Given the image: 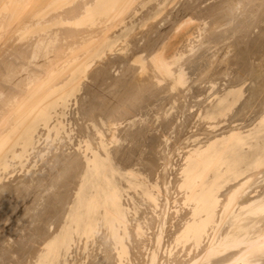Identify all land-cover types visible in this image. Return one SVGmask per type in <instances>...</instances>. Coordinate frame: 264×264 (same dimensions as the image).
<instances>
[{
  "label": "bare ground",
  "instance_id": "1",
  "mask_svg": "<svg viewBox=\"0 0 264 264\" xmlns=\"http://www.w3.org/2000/svg\"><path fill=\"white\" fill-rule=\"evenodd\" d=\"M172 2V0H0V62L7 56L17 55L24 58L18 59L24 60L23 63L15 60L17 56L15 59L11 57V61L6 58L3 59L5 62L2 61L5 65L2 63L0 65V190H10L12 198L16 199L19 205L35 195L36 198L32 200L37 201V206L33 210L36 211L35 214L39 210L41 219H44L43 213H45L44 216L47 214L51 216V214L54 215L53 211H56L54 213L57 217L58 208H60L59 198L67 196L70 194L69 191L73 190L63 218L59 219V224L54 230L49 228L50 233L42 239V249L40 248L36 257L35 254L33 255L35 257V261L32 258L33 264H69L70 259H76L74 262H77L80 258L77 259L78 255L74 257L75 253H82V257L83 254L86 256L84 260L88 259L93 254H89L90 246L95 248L102 232L106 234V239H103L110 238L109 241H112L115 253L111 252L115 254L117 264L132 262L130 242L132 243L134 235L140 240L135 243L142 242L138 247L143 246L141 254L146 257L144 264H264V111L250 126L241 127L242 124L236 123L235 120L226 132L214 135L215 131L218 132L223 126L222 120L229 115L232 117L234 110L236 112L237 105L242 104L239 106L240 109H237L244 110L243 107H247L249 102L251 104L254 100L258 101L257 97L262 95L264 97V88L261 95L255 92L259 96L254 94L252 98L246 96L244 91L248 81H251L252 86L262 85L264 83L262 74L248 75L246 78L247 75L242 76L238 82L240 85L235 83L236 79L234 83L238 85L237 87L233 84L235 88L232 86V89L230 88L221 96H215L214 101H209L210 103L208 102L204 109H198L200 121L208 122L206 131L214 137H209L210 139L203 142L197 135L198 137L194 136L185 143L187 146L178 147L183 163L178 173L180 177L176 191L179 190L183 196H180L182 198L180 201L177 199L172 201L175 209L172 212L176 217L172 220L175 222L177 217L180 220L178 221L180 223H177L179 227L176 229L172 225L175 229L172 235L171 231L170 233L167 231L170 227L167 220H171L168 209L163 207L165 211L158 212L162 209L160 200L164 188L161 187L160 181L156 183L152 180L150 175L153 171L144 165L142 159L148 154L143 146L152 154L155 149L153 147L157 145H154L155 137L152 136L155 139L154 142L151 137L155 132L151 134L149 127L146 126L148 123L145 124V120L137 119L140 111H143L140 110L143 108L141 102L143 103L147 98L144 94L146 90L144 95L138 94L139 90L143 92L142 89H146L143 85L144 81L141 82V75L153 73L157 87L166 82L169 83V91L172 92L176 90L179 92L178 89L186 88L191 80L187 72L193 66L191 59L188 58L185 63H182L187 58L186 53L167 54L166 50H171V45H174L176 50V45L180 46L182 42L194 43L191 41L193 38L191 36H194L196 31L192 34L191 32L194 31L192 29L186 33V39L178 40L174 44L170 45L168 42L161 48L152 46L150 54L145 47L140 46L139 42L135 44L131 39L137 24L139 25L137 18L139 14H142L141 12L150 8L149 5H153L150 8L153 12L149 10L148 17L145 20L142 19V22L144 20L141 23L143 29L150 22L154 24ZM243 3L236 1L231 10L239 13L245 8ZM137 6H140L143 11L137 9ZM234 21H230L227 24L228 27ZM190 23L192 22L187 21L186 25ZM201 29L200 32H202ZM207 40L201 39L200 49L215 42ZM8 45H10L9 48ZM187 46L191 47L187 54H193L197 49L193 47L196 44ZM5 47L12 53L14 51V55L8 50L5 52ZM11 47L15 50H11ZM3 52L7 55L4 56ZM130 53L133 55L132 58L137 53L132 64L140 65L137 74L139 73L141 77L135 80L131 77L135 74H129L122 68L124 73L118 72L116 75L120 77L114 81L118 91L122 88L121 91L125 94L123 89L127 86L125 82L128 81L129 84L134 79L130 84L138 86L136 88L138 91L135 90L136 97H132L133 92L129 94L132 98L128 96L130 100L128 105L125 104L127 96L122 101L123 94L120 98L118 97L120 102L111 107L106 104L102 106L106 102H101V97L96 98L100 99L101 104L97 101L94 103L95 100L89 101V96L85 97V95H88L89 91L91 93L94 91L90 90L93 82L98 83L96 80L99 79V74H108L105 69L109 64L107 60L122 61L121 58L126 56L131 63ZM12 60L15 61L12 62ZM125 61L122 62L125 63ZM130 63H126L129 66L125 67L129 72ZM4 66L7 68L3 69ZM22 73L26 77L18 85L15 77L17 75L20 77ZM157 73H160L161 77ZM163 73H166V76ZM107 76H105L106 79ZM114 76L111 75V79ZM91 81H93L92 84ZM111 85L114 84L111 83ZM145 85L149 87L148 84ZM135 98L139 100L135 101ZM175 103H177L176 100ZM174 105L171 111L174 110ZM73 107L78 109L74 111L77 112L76 115L69 113ZM171 111L167 110L164 113L167 121L172 115ZM238 113L241 114L237 111L234 115L237 116ZM69 114L74 118L77 116L75 123L74 120L70 123L72 117L68 118ZM239 118L237 116L236 119ZM148 139L152 144L145 141ZM168 141L166 142L170 143ZM145 142L148 143L147 145H153L152 148H149L150 145L147 147ZM127 155L131 157L128 156L129 158L126 159ZM18 168L26 175L21 174L23 176H19L20 180L24 177L28 178L23 179L24 183L19 181L22 187H18V184L7 185L8 182L12 184L13 180L16 182L13 177L18 178ZM36 179H40V183ZM35 180L39 184L28 185V181L32 183ZM166 182L168 184V181ZM260 185L263 187L261 190ZM170 189L172 191V188ZM17 192L25 195L20 194L22 196L20 197ZM39 192L40 196H37ZM44 193L47 194L46 198ZM134 194L139 195L153 208L152 213H155L154 219L157 222L156 217L160 218L157 223L158 231L155 230L156 227L158 228L157 224L156 227L153 226L154 229L145 226L148 224L146 220L149 217L145 215L142 217L139 211L141 204L136 201ZM183 210L186 213L184 212L185 215L181 217L184 214ZM152 213H150L151 217ZM156 213L159 214L156 216ZM139 214L143 219H139L137 216ZM145 217L148 218L144 219ZM142 220L145 221L142 222ZM167 224L169 227L166 229ZM147 228L155 230L152 233H157L156 236L153 234L154 239L149 240L151 232L149 233ZM166 232L172 238L169 234L165 237ZM167 237L172 239L168 240L169 244H165ZM105 242L101 244L104 245ZM149 243L154 245L153 249L149 248ZM103 247L107 249L108 246ZM102 251L107 253L106 250ZM108 253L110 256L109 251ZM104 259L107 260V257ZM86 262L84 261L83 264Z\"/></svg>",
  "mask_w": 264,
  "mask_h": 264
},
{
  "label": "rangeland",
  "instance_id": "2",
  "mask_svg": "<svg viewBox=\"0 0 264 264\" xmlns=\"http://www.w3.org/2000/svg\"><path fill=\"white\" fill-rule=\"evenodd\" d=\"M172 1L173 2L171 4H169L168 8L165 9V11L161 15V17H159L156 20L157 22L155 21L154 24H153V22H150L148 24V26L143 28V29L141 27V25H142L141 23H143L145 18L148 17V15L150 13L149 10H151L150 8L153 7V5L152 6L149 5L150 8H147L148 11H147V9L143 11V10H141L142 8L140 6H137L136 8L140 9L143 12H141L142 14H139V16L137 18L139 21L138 22L139 25L137 24V28L135 29L133 38L131 40L135 44L139 42L140 46L145 47V49L147 51H149L148 54H150L152 52V49L154 46L161 48L164 44L165 45L168 44V42L170 43V45H171V43L174 44L176 41L184 39L187 36L186 33L187 32L189 33V31H192V29L194 30L191 32L192 34L196 31L194 36H191V37H193L191 39V41H193L196 44V46H193V47L197 48L193 52V54L192 53L187 54V52H190L189 50L191 49V47L187 46V45H190V44L195 45V44L192 42L191 43L189 42L190 44H188L187 41L182 42L183 45H182V43L180 46L176 45V50L174 48V45L170 46L172 48L171 50L170 49L166 50L167 54L168 53L169 54L186 53L187 58H185L182 63H185V60L188 58L191 59V61H192L191 64H193V66L191 68L192 70L190 68L187 70V72L190 74V75H188L189 78L191 79L189 81L190 84L188 83L189 85H187L186 88L178 89L179 92L177 90H176V92L169 91V83H166V82H164V83H166L167 86H165L166 84L163 83L161 86L157 87V81H155L156 79H154L155 75L153 76V73L150 72V73H148V75H147V73L142 74L141 75L142 77L140 76L139 73L137 74V72L140 69V65L135 64V63L132 64V61H133V59L135 60L137 53H136L135 57L132 58L133 52H131L132 53V54L130 53L131 56L128 55L132 59V60L130 59L131 63L129 62L128 59H126V56L122 57L124 60L121 58L122 61L126 60L125 63L118 60L116 62L113 61L114 63H116V64H114L111 59L107 60V63L109 62L110 65L107 64L106 65L107 67L105 66L106 68L105 67H103V68L107 69L106 72L108 74L104 75L103 73H101L98 75L99 79L96 80V82L99 83V86L103 84L104 87L103 86L99 87L98 83L95 84V82L91 81V84L93 82V85H92L90 90H92V91L94 90L92 93L93 94L95 93V95L97 97H95V95H90V94H92L90 91L88 92V95L87 94L85 95V97L89 96V98H88V99H90L89 101L94 102V100H95L94 103H96V101H97V103L98 102L100 103V101H99L100 99L97 100L96 98L101 97V99H102L101 102L102 101L106 102V103H103L102 106L106 104V105H108V107H111V106L119 103L120 100L118 102V97L120 98L121 95L124 94V93H122L123 91H121L122 88L118 91L117 86H115L117 78L120 77V76H117L118 72L122 74V72L124 73V70H127V72L129 74H135L134 76L133 75L131 76L135 80L138 79L139 77H141L142 78L141 82L144 81L143 85L146 87V89H142L143 92H141L139 90L141 93H139V91L136 90V88L138 87L136 84H133V83H132V85L130 84L132 81H134V79L132 81H130L129 84H128V81H127V83L125 82V84L127 86L123 88V89H125V91H124L125 94L121 98L123 101V99H125V97L127 96L125 104H128L130 101L129 98H132V97L134 98V96L136 97L135 90L138 91V94L140 96L145 94L147 97V98L145 97L146 100H145V98L143 99V100H145V101H143V103L141 102V105H142L141 107H143V108H141L140 110H143V111H140V113H139L140 115L137 117V119L138 120L142 119L141 121L145 120L146 121L145 124L148 123V124H146V126L149 127L151 134L155 132L154 135L153 134L151 135L149 133V136L151 135V137L153 136L156 139L155 140L152 137L153 142H154V140L156 141V143H154V145L157 144V145H155L156 147L155 146L153 147V149L155 148L154 151H157L156 152L157 154L151 149L156 154V157H155V154L153 156V152L151 154L150 153L151 151H149L148 148L143 146L144 151L147 149L146 152L148 154L146 153L147 154L146 157L147 158L149 157V158L147 159L146 157H143L142 159H143L144 165L148 166L149 169H152L153 174H155V176L153 174L150 175V176H152L151 177L152 180L155 181L156 183L161 182V184H162L161 187L164 188V190L161 188V190L164 191L162 194V198L160 200V201H162V202H160V208H162V209H159L158 212L162 213V211H165V209H168V211L167 210L166 211L169 212V216H170L171 220L168 219L167 222L171 228L167 224L166 229L168 227L170 228V230L168 228L167 231L168 232L171 231L172 233L169 232L171 235L173 234V231H175L176 227H179L177 225L180 223V222H178V221H180L178 217H177L178 220L176 219L175 222H173L174 220H172V218L173 219L176 218L175 214L172 212L175 210L174 207L172 206L174 204L172 201H175L174 199H177L180 201V200H182L181 197L183 196V195H181V192L179 190L176 191V188L178 187L177 181L179 180V177H180V176H178L179 175L178 173H179V170H180L181 165L183 163L182 162V156L178 152L180 148H178V147H181V145H182V147L185 146L186 145L185 143L190 138L197 136V135L200 136V139H202L203 142H206L208 139L213 138L214 135L221 134L223 132H226L228 129H230L229 128V127H231L230 125L235 120L237 121L236 123L242 124V125L240 124L241 127L250 126L253 122H255L257 120V118L259 117V114L260 113L262 114V112L264 111V97H263V95L260 97L257 94V93H259L261 95V92H263L264 83L260 86H257L256 84H254L252 86L251 81H248V84H246V87L244 89V91H246V96H248V97L250 96L252 98V96L254 94H257L259 97H257L258 98L257 102H255L256 100H254L251 103L252 105L250 104V102H249V105L246 103L247 107L245 105H243L247 109L245 107H243L244 110L242 108H241V110H239L240 109L239 106L242 104L236 106L237 108H239V109L236 108V112L239 111L243 115L242 116L240 113H238L237 116H238V118L240 117L239 119H236L237 116H235L236 112L234 110L235 113L234 112H233V114L231 113L232 117H231V115H229L231 118L228 116V118L223 119L224 121L222 120V122L224 124L221 123L223 126L221 128H219L220 130L218 129L219 130L218 132L215 131V133L213 135V134H210L209 131H206V128L209 125L208 122L200 121V119L198 117L201 108L204 109V107H206L210 103L209 101H214L213 99L215 98V96L216 97L218 95L221 96V94H224L230 88L232 89L233 84L235 87H237L238 85L236 86L235 83H238L241 80L242 76L244 77L245 75H247V76H245V78H246V77H248V75L249 76H253V75L259 76L260 74H262L263 75L262 78H264V0H172ZM236 1L237 2L241 1V3L242 2L245 3V4L243 3L245 8L240 10V12H239L240 14L237 13L236 11L233 12V10H231ZM155 4H157V3H155ZM138 7H140V8H138ZM145 11H146V14H145ZM142 15L144 16V18ZM141 16H142V18H141ZM237 17H239V18H237ZM140 18H141V20H140ZM142 19H144L143 22H142ZM205 19H208V20H205ZM229 20L230 21L235 20L233 23L235 25L232 24L231 26L229 25L230 27H228L227 24L230 22ZM187 21H191L192 23L186 25ZM204 22L205 23L208 22V24H205ZM207 25H208V27H207ZM204 27H206V29ZM219 27H223V28L220 29ZM198 28H199V30H198ZM201 28H204V29H201ZM200 29L202 30V32L203 31L204 32L203 33L200 32ZM201 33H202V35H201ZM234 35L235 36L237 35V36L235 37ZM201 37H203V38H201ZM201 39H202V41H205L208 39L207 41L214 40L215 42L211 43L212 45L207 44V45L203 46V48L200 49L199 45L201 46V44H200ZM216 40H217V42H216ZM183 41H185V40H183ZM7 47L9 48L10 45H8ZM8 48L5 49V52H7L6 50H8L9 52L12 53V51H10ZM10 49L13 50L14 48L12 49V47H11ZM5 52H3L4 56H5V54L7 55V53H5ZM12 54L14 55V51ZM139 55H140V53H139ZM16 56L15 55L13 56L14 59ZM11 57L12 56H10V57L7 56V57H4L3 59L5 60L6 58L7 59L9 58V60L11 61V59H10ZM13 57H12V59H13ZM20 57L23 58L22 56H20ZM20 57L17 56V59H15V60H17L18 63H20V62L23 63L24 60H22V61H21V59L18 60ZM129 57H127V58H129ZM3 59H1L0 65H2L3 62H5V61H3ZM15 60H12V62ZM37 62H39V61H37ZM42 62H44V61H42ZM126 63H130V66H131V68L129 69L130 72L128 71V68L125 69V67L129 66V65H126ZM117 64H118V66H117ZM123 64H125V66ZM3 65H5V64H3ZM122 65H123V67H122ZM33 66H35V65H33ZM5 68H7V67L4 66L3 69H5ZM115 68H116V70H115ZM132 68L134 70H132ZM3 69L1 67V70H3ZM105 69H104V71H105ZM119 69H120V71H119ZM121 69H122V71H121ZM176 69H177V66H176ZM163 74H165V76H166V73H163ZM100 75H102L101 78H100ZM111 75H112V77H113V75H115L114 76L115 79L114 78L111 79L112 78V77H110ZM158 75H160V77H161L160 73ZM17 76L15 77V80L17 79L16 82L19 85L22 81H24L26 75L23 74L20 77H19V75H17ZM105 76H107V79ZM121 76H123V75H121ZM114 80H116V81H114ZM145 80L148 82H146ZM14 81H12V82L16 83ZM234 81H235V83H234ZM263 82H264V80H263ZM105 83H107V84H105ZM111 83L114 85H111ZM117 83H119V82H117ZM145 84H148L149 87ZM214 84H215V86H214L215 89L213 87ZM238 84L240 85V83H238ZM96 86H97V88H95ZM234 86H233V88H235ZM249 86H250V88H249ZM113 88H117V89L113 90ZM246 89L249 91H247ZM145 90H146V93L150 92V94L147 95L146 93H144ZM132 92L134 93V95ZM199 92L202 93L203 95L200 94ZM255 92H257V93H255ZM131 93H132V97L129 96V94H131ZM128 96H129V98H128ZM203 96H205V98ZM114 99H115V101H114ZM135 99H136L135 101L139 100L138 98H135ZM175 100L177 103H175ZM201 103H203V104L201 105ZM173 104H175L174 105L175 107H174V110L171 111ZM195 106H197V108ZM75 107L72 108L73 110L72 109H71V111L69 110V113H72V114L74 113L76 115L77 112H74V111H76L78 109H76L77 107L76 108ZM198 107H200V108H198ZM188 108H190V109H188ZM198 109H200V110H198ZM167 110H170L171 111L170 114H172V115H170V118H168V121L170 120L169 122L166 120L167 118L164 117V115H165L164 113L167 112ZM182 110H183V112H182ZM242 110L244 112H242ZM160 114H161V116L162 115L163 116L161 117ZM71 117H72V119H71L70 123H72V120H74V123H75V119L77 116H75V118H74L73 115L69 114L68 118H71ZM228 119L231 120V122ZM77 120H78V118H77ZM158 120H159V123H158ZM161 121H162V123H161ZM203 122H205V123H203ZM141 123H144V122H141ZM75 126H76V124H75ZM175 126H176V128H175ZM178 126H179V128H178ZM151 127H152V130H151ZM167 140H169L168 142H170V143H167L166 142ZM145 141L148 142L149 139L145 140ZM147 142H145L147 147L150 144H152L151 140L148 142V143L151 142L149 145H147L148 144ZM145 143H144V145H145ZM188 145H190V144H188ZM152 146L149 148H152ZM158 152H159V154H158ZM163 152H166V153H163ZM164 154H168L169 158H167L168 155H164ZM181 154L183 155V153H181ZM150 155L153 157V160H152V157ZM128 156L131 157L130 155H127L126 159L129 158ZM166 159H167V161H166ZM153 162H155L156 164ZM170 163L172 164V166H169V165H171ZM171 168H173V169H171ZM17 171H19L18 175L16 173L19 180H18V178L16 179V176H15V178L13 177V179H15L16 182L13 180L12 184H10L11 182H8V183H6L7 185L10 186V185H15V184L17 185L18 184V187H22V186H20L21 183H24V181L28 177L21 178V180H20L19 176L22 177L25 173H23V172L21 173L19 168ZM24 171H25V169H24ZM21 174H23V175H21ZM24 176H26V175H24ZM165 177L168 180H166ZM159 178H161V179L159 180ZM23 179H25V180L23 181ZM36 180H38L40 183V179H36ZM36 180H35L36 183L35 182L31 183L28 181V185L33 184V183H34V185L37 184L38 182ZM66 181H64V183L68 182V181L67 182ZM166 181H168V184ZM7 185H6V187H7ZM165 185L167 186V188L165 187ZM260 186H261V188H260V190H261L263 187H262V185H260ZM23 188H22V190H24ZM170 188H172V191ZM5 190H8V189H4L3 191L5 192ZM168 190H170L171 193L170 192L168 193ZM3 191L0 190V257H1L0 258V264H3V262H4V264H14V263L15 264H33L34 263L33 261H35L36 254L39 253V251L43 247V245H41L43 243L42 239L47 237L48 233H50L49 228H52L54 230L55 227L59 224V221L63 218V216L65 214L64 212L67 210L66 209V208H68L67 206H69L68 202L72 198L71 196L73 194L72 193L73 190H71V192L69 191L70 194H68L67 196L65 195V196L60 197L61 199L59 198V203H60V204H58L60 206V208H58L59 209L58 210L59 215L56 217V215H55L56 213H54L56 211H53L54 215L51 214V216H49L48 214L46 216H44L45 213H43L42 218H44V219L40 218L41 215L38 214V212H39L38 209H37L38 210L37 213L36 214L34 213L36 211H34L33 209L36 208L37 201H34L32 199H34L35 195L31 196L32 198L29 197V199L25 200V202L24 201L21 202L19 205L17 203L18 201L16 199L12 198V194H11L10 190L6 191V193H3ZM24 192L25 191H23V193ZM174 192L175 193L177 192V193L174 194ZM1 193H2V195H1ZM7 193H9V194L7 195ZM23 193L22 194L18 193V194L20 197H22L21 195H25ZM37 194H38L37 196H40V192ZM3 195H5L6 197ZM45 195H47V194L44 193V196ZM163 195H164V197H163ZM19 196H17V197L19 198ZM134 196H136V201L141 204V206H140L141 209L139 211H140V213H142L141 214L142 217H144V215L148 216L149 218L145 217L144 219L148 218L150 220V221L148 219L146 220L148 224L150 222H152L151 224H149V225L147 224L145 226L146 227L148 226V228L154 229L153 226L156 227V224L159 222L160 218L156 217V219L158 220V222H157L154 219L155 213H152L153 208L149 204H147V202H145L142 198H140L139 195L137 196L134 194ZM41 197H43L42 193H41ZM38 198H40V197H38ZM45 198H46V196H45ZM168 198H169L170 202H169ZM30 199H31V201H30ZM167 201H168V203H167ZM162 203H164V204L162 205ZM166 205L167 206L169 205V206L167 207ZM16 206H17V208H16ZM163 207L165 208L164 210H163ZM170 209H173V210H170ZM184 212L185 211L183 210L182 213H184ZM150 213H152L153 218L151 217ZM159 213H156V216ZM185 213L182 214V216L181 215H179V216L183 217L185 215ZM141 215L140 214L137 215V216H139V219L140 218L143 219L141 217ZM38 216L41 220H39ZM153 219L155 220L156 223L153 221ZM144 221L142 220V222H144ZM170 221L173 224H171ZM172 225L175 226V229H174V226L172 227ZM157 226H158V228L156 227L155 230L159 229V224H157ZM41 227L43 228V230ZM172 228H173V230H172ZM155 230H149L148 231L149 233L151 232V234H152L151 235L148 233L150 235L149 240L154 239L153 234H155V233H152V231L155 232ZM168 232H166L165 237L167 234H169ZM156 234L154 236H156ZM170 234H169V236L172 238V236ZM105 236H106L105 232H102V234L100 235V238L102 240L100 238H98V240H97L98 243L96 244L95 248H92L90 246L91 251L89 252V254L93 253V254H91L92 258L90 256V258L84 260V258L86 257V256H84V254L82 257V253H80V254L75 253L76 256L73 255L74 257H77V255H78L79 257L77 259L80 258L79 260H81L83 258V260H81V261L78 260L79 261V263H78V261L74 262V261H76V259H70L69 264H77V263L81 264L80 262H82V264H83L84 261L86 262V260H87V262L85 264H102V263L103 264H117L116 259H115L116 258L115 254H113V253H115V251H113V245L111 243L112 241H109L110 238L105 240L106 239ZM151 236H152V238H151ZM133 237L135 239V240L133 239V241H132L133 244L130 242L131 253L133 254V255H131V258L133 260L131 259L132 262L130 264H141L142 262H143L142 264H144L146 257H144L143 254H141V253H143L142 252L143 246L142 245L139 246L140 250L138 247V245L140 243L142 244V242H140V243L136 242L135 243V241H140V240L136 239L135 235ZM103 238H105V239H103ZM171 238L167 237L166 238L167 241L165 240V244H169L167 242H170L172 240ZM169 239H170V241H168ZM102 241L103 242L106 241L104 243V245L101 244V243H103ZM99 244L102 246H100ZM109 244H111L112 246ZM105 245H107L108 247L111 246L112 248L109 247L110 248V250H109V248L107 247V249H106V247H103ZM148 245H149V248L154 246L153 244L151 245V243H149ZM101 249L106 250L107 253L105 251H102ZM151 249H153V247ZM96 250H98V251H96ZM94 251H95V253H94ZM108 251L110 252V256H109ZM111 251H113V253ZM100 252H101V254H100ZM34 254H35V257L33 256ZM106 257H107V260H109V261L104 259ZM98 258H99V260H98ZM174 264H176V263H174Z\"/></svg>",
  "mask_w": 264,
  "mask_h": 264
}]
</instances>
